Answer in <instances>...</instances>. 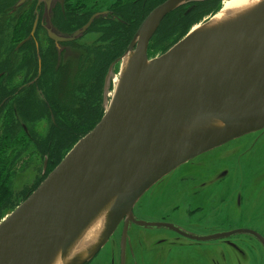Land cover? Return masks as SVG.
Returning <instances> with one entry per match:
<instances>
[{"label":"water","instance_id":"95a60500","mask_svg":"<svg viewBox=\"0 0 264 264\" xmlns=\"http://www.w3.org/2000/svg\"><path fill=\"white\" fill-rule=\"evenodd\" d=\"M194 1L204 0H166L144 19L118 59L129 63L101 120L0 221V264H52L109 205L105 233L71 263L84 264L160 178L264 129V0L147 57L163 18Z\"/></svg>","mask_w":264,"mask_h":264},{"label":"flooded vegetation","instance_id":"af4514ba","mask_svg":"<svg viewBox=\"0 0 264 264\" xmlns=\"http://www.w3.org/2000/svg\"><path fill=\"white\" fill-rule=\"evenodd\" d=\"M20 1L0 0V113L6 104L9 114V98L18 95H9L15 73L26 87L35 83L39 100L48 76L57 85L55 97L66 86L73 96L90 93L87 83L99 70L100 55L102 61L105 51H115L121 33L127 41L121 51L127 49L144 19L166 0ZM105 23L117 24L121 32L103 33ZM12 33L16 44L9 43ZM114 57L110 61L116 66L120 57ZM55 100V108L64 105ZM232 141L214 148V155L189 160L181 174L170 172L155 182L142 205H134L132 215H125L109 236L102 264H264V130ZM44 156L45 173L50 154ZM207 162L216 168L212 174L195 170ZM254 163L261 166L245 170Z\"/></svg>","mask_w":264,"mask_h":264},{"label":"rangeland","instance_id":"374dc122","mask_svg":"<svg viewBox=\"0 0 264 264\" xmlns=\"http://www.w3.org/2000/svg\"><path fill=\"white\" fill-rule=\"evenodd\" d=\"M204 1H208V0H204ZM196 2H201V1H194V2L188 3L189 4L188 9L185 13H188L191 9H194V5ZM217 10L213 13H209V15L205 16L203 19H208V18L212 17L213 15L216 14ZM192 14H194V13H192ZM181 15H182V13H181ZM200 21L201 20H199L198 22H200ZM197 23H195V24H197ZM195 24H193V25H195ZM193 25H191V27ZM158 28H159V26H158ZM188 30H187V32H188ZM187 32H186V34H187ZM117 39L118 40L115 41V43H116L115 51L113 52L115 54L114 58L121 57L126 51V49L121 51V49L123 47H126V43H127V41L123 42L125 39V34L121 33L120 36L117 37ZM10 42L13 44H16L17 42H19V41H15V36L13 33L9 34V43ZM122 43H123V47H122ZM173 45H171L169 48H171ZM25 49H27V48L26 47L21 48L18 51L16 57L20 54V52H24ZM149 50L152 51L151 48H147V51H149ZM167 50L162 52V51H159V49H158L156 51V53H149V54H150V57L153 58V56L155 54H157V52H159L160 54H163ZM28 53H29V51H28ZM147 57H149V56H147ZM118 64L115 66L112 64V61H110V63L105 66L104 71H103L101 77L99 78V86L96 87V93L99 96V93L102 92V88H101V86H102L103 87V97L101 99L95 98L96 96L93 94L95 89H93V88H92L90 93H87L84 96H76V95L73 96L72 91H70L67 86H66V89H63V87H62V91L64 92L63 95L59 96V97H55L58 101L64 103V105H61L59 107V108H63V109H59V111H57L55 106L51 104L52 101H56V100L55 99H52V100L49 99L47 93L44 94L43 96H41L40 100L37 98L41 103L39 105L37 103V101H35L33 99V94H30V92L32 91L36 95V92H35L36 90L34 88L35 83L32 84L33 86L27 84V87H26L25 83L23 84V82H20L21 74L15 73L13 75V77L11 78L12 82L9 84V91L12 89L13 94L15 92H17L18 95H16V97L21 98L22 100H25L29 104V107H27L26 105L25 106L23 105L24 106V112H23L24 115L23 116L20 113V111L18 112L16 110L15 115L17 118H15V119L18 120L17 121L18 124L20 123V124L24 125V123H25L26 124V126L24 125L25 129L30 128L33 130L34 135L32 138H28V142H27V144L30 145V154H33V155L30 156L28 154L22 153L24 155L21 157V159L25 162V165L23 166V168H17L14 170L15 177H14L12 184H11L13 195L15 197V198H12V200L15 199L14 200L15 204L9 206V208L5 207L0 212V221L6 215H8L11 211H13L40 184V182L46 177V175L49 171V168L47 171H45V173L43 172V170H41L42 159L45 156L43 155L44 153L42 154L39 151L42 148L38 149L39 146H37V145L40 144L39 141L43 142V139L45 137L53 135L55 142L62 141V143L58 144L57 146H60V145L64 146V142H65L67 136L72 138L73 136L77 135V132H79L77 130V128H79L80 131L81 130L84 131L81 136L77 137L79 140L82 138V136L89 133L95 127V125L101 120V118L103 117V114L105 112V109L108 106V103L111 99V94L113 91V80H112V77L110 75H113L115 72L118 71V69H119ZM106 69H108V70H106ZM112 69H113V71L110 72ZM108 71H109V73H108ZM16 85H17V87H15ZM6 87H7V85L3 88V91H6L5 90ZM28 93H29V95H28ZM65 93H66V95H65ZM36 97H37V95H36ZM96 103H98V105L96 106V108H97L96 110H97L98 115L94 120L95 112H96L95 111V104ZM38 107L41 110L42 109L47 110L45 112L49 113V118L39 117V114H37L38 113ZM19 108H20V106L18 107V110H19ZM28 108H29V110H28ZM67 111H69V112H67ZM88 111L92 112L91 119H88V117L84 115V112L88 113ZM28 117L33 119L32 122L29 121ZM25 118L27 120V123L25 120L22 123V120ZM51 119H53L54 122L56 123L55 128H54V124L52 125L53 122ZM64 124H66L64 127H62V128L59 127V126H63ZM58 128H60V129H58ZM263 130L252 132L250 134L242 136V138H240V139L251 137V136L256 135L258 132H261ZM64 133H65V135H60V134H64ZM76 139H74V141ZM50 141H51V145L56 150V152H55V154L51 153L49 159H52V160L61 159L70 150L69 148L63 149V148H61V146L59 148H57L53 144V139ZM232 142H234V141H232ZM232 142L228 143V144H234ZM228 144H226V145H228ZM12 147H14V145ZM33 147L36 148L35 151L37 154H35L33 152V149H32ZM216 149H212L208 152L202 153L200 156L193 159L192 161L198 160V159L203 158V157L207 158L206 155H208V154L214 155ZM24 152H25V150H24ZM4 153H9V151L5 150ZM49 162H50V160H48V163ZM20 163H18L17 165H19ZM188 163H190V162H188ZM187 164H183V165L177 167L171 173L172 174H181L182 171L186 168ZM55 165H56V162L53 163L51 167L53 168ZM257 165L258 164H256V163L247 165L248 167H246L245 170L249 171L251 168H254ZM260 166L261 165H258L254 170H256ZM263 171H264V168H263ZM263 171H261V172H263ZM147 192L144 193V195H142L137 200L136 204H134L135 206H137V204L142 205L141 202L143 201V198H145L147 196V194H149ZM3 199L4 198H1V200H3ZM108 253H109L108 241H106L105 244L97 251V253L89 261H87L88 263L85 262L84 264H102L106 255L108 256Z\"/></svg>","mask_w":264,"mask_h":264},{"label":"trees","instance_id":"16d2710c","mask_svg":"<svg viewBox=\"0 0 264 264\" xmlns=\"http://www.w3.org/2000/svg\"><path fill=\"white\" fill-rule=\"evenodd\" d=\"M188 5L189 4L181 6L177 10L171 12L161 22V24L158 28L159 30H157V32L153 36V39L151 40V44H150L149 48H151L152 51L151 50L148 51L149 56H150L149 53H156V51L158 49H159V51L163 52V51L167 50L171 45H173L177 41H179L186 34L187 30L191 27V25L197 23L199 20H202L205 16H208L209 13H213L217 9H219L220 0H208V1L196 2L194 5V9H191L188 13H185L188 9ZM181 13H182V15H181ZM192 13H194V14H192ZM141 19H142V17H138L136 19V22H139ZM120 30H121V28L117 24L105 23V25L102 28L103 33H105V34L111 33L112 35H115L117 32H121ZM20 36H22V35H20ZM113 52L114 51L112 49L105 51L104 55H102V61H101V55H100V60L96 66L99 68V70L96 73L95 77L93 76L94 79L92 78L87 83L88 86L91 88V90H92V88L95 89V91L93 92V94L96 96L95 98L99 99V96L96 93V87L99 86V78L101 77L105 66L111 60V56H112V58L115 56V54ZM157 53H159V52H157ZM34 56H35V54H34ZM50 80H51V78L48 76L47 82H45L43 84H45V86H46V93L48 95V98L52 100V99H56L55 95L57 94L58 88H55L57 85L54 86ZM15 87H17V85ZM80 90H81V88H80ZM9 93L13 94L12 89L9 91ZM30 94H33V99L35 101H37V103L40 105L41 103L37 99L35 93L31 91ZM17 98L18 97L13 99V101L10 100V98H9V114H8L6 106H5L6 104H3L4 105L2 107L3 112L0 113V212L5 207L9 208V206L15 204V201H14L15 199L12 200V198H15V197L13 195L11 184H12V181L15 177L14 170L17 168H23V166L25 165V162L21 159V157L24 155L22 153L28 154L30 156L33 155V154H30V145H28L27 142H28V138L33 137L34 132L30 128L25 129L24 127H22V125L20 123L18 124V122H17L18 120L15 119V118H17L15 115L16 110L18 112L20 111V113L23 116L24 115L23 114L24 106L26 105L27 107H29V104L27 102H25L24 100H22L21 98H18V99ZM53 102L54 101L51 102L52 105H54ZM13 104L15 105L16 109L13 108ZM97 105H98V103L95 104V111L96 112H95L94 120L98 115L97 110H96ZM19 106H20V108L18 110ZM59 109H61V108H59V107L56 108L57 111H59ZM28 110H29V108H28ZM45 111H47V110H44V109L41 110L38 107V113L37 114H39V117L49 118V113L45 112ZM67 112H69V111H67ZM84 115L87 116L88 119H91L92 112H89V111H88V113L84 112ZM28 119L30 122H32V120H33L30 117H28ZM24 120L27 123L26 118L22 120V123ZM24 125L26 126L25 123H24ZM77 130L79 131V132H77V135L73 136L72 138L69 136L66 137V140L64 142V146L60 145L61 148H63V149H66V148L71 149L72 148V146L78 140L77 137L81 136L84 132L83 130L80 131L79 128H77ZM60 135H65V133L60 134ZM52 139H53L54 146H56L57 148L60 147L57 145L62 143V141L55 142L53 135L45 137L43 139V142L39 141L40 144L37 145V146H39L38 149L42 148L39 151L42 154L44 153L43 155L51 154V152H50L51 150H54V154H55L56 150L53 148V146L51 145V141H50ZM74 139H76V140L74 141ZM13 145H14V147H12ZM32 149H33V152L35 154H37L35 151L36 148L33 147ZM5 150L9 151V153H4ZM24 150H25V152H24ZM62 159L63 158L53 160L52 164L56 162V165H57ZM18 163H20V164L17 165ZM52 164H50V162L48 163L49 171H51L56 166L55 165L52 168L51 167ZM1 198H4V199L1 200Z\"/></svg>","mask_w":264,"mask_h":264},{"label":"bare ground","instance_id":"6f19581e","mask_svg":"<svg viewBox=\"0 0 264 264\" xmlns=\"http://www.w3.org/2000/svg\"><path fill=\"white\" fill-rule=\"evenodd\" d=\"M259 1L260 0H220V7L217 10L216 14L208 19H202L200 22L193 25L188 30L187 34L193 33L194 31H196L198 28H200L201 26H203L213 18H214V23H218V21H224L229 18H233L236 15L248 12ZM187 34H185L184 36H186ZM161 55L162 54L157 53L153 56V58L160 57ZM153 58L149 57V60ZM128 63L129 61L127 55L125 58H123V61L119 62L118 64L119 66L118 72L117 74L113 75L112 78L113 91L111 94V99H113V96L115 94V89L117 88V85L122 79V76L125 72V68L128 66ZM212 125H214V123H212ZM213 165L214 164L212 162L210 163L207 162L204 165L197 166L195 170H198V172H203L204 174H212L216 169ZM9 215L10 214L6 215L3 218V220H5ZM3 220H1V222ZM109 220H110V207L109 205L108 206L105 205L100 211L96 213V215H94V218L85 225V227L80 231L76 239L67 248H65V250L63 251L64 252L63 255L55 259L52 262V264H71L73 261L81 259L86 254L90 253V251L95 247L97 242L101 239V237L105 233Z\"/></svg>","mask_w":264,"mask_h":264}]
</instances>
